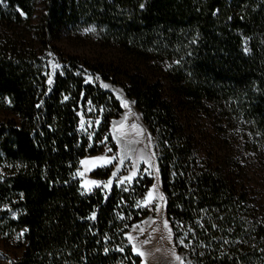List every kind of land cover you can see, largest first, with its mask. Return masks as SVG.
Returning a JSON list of instances; mask_svg holds the SVG:
<instances>
[{
  "label": "trees",
  "instance_id": "16d2710c",
  "mask_svg": "<svg viewBox=\"0 0 264 264\" xmlns=\"http://www.w3.org/2000/svg\"><path fill=\"white\" fill-rule=\"evenodd\" d=\"M36 5L0 0V23L26 24L33 36L0 35V109L9 113L0 121V236L22 232L24 248L10 264L142 262L126 233L148 214L140 203L152 177L108 194L84 192L78 177L123 112L87 71L122 77L156 136L166 217L185 264H264V219L231 156L205 147L200 124L206 117L264 140V0H42L32 24ZM88 26L120 62L68 56L49 83L42 45L52 50L53 38Z\"/></svg>",
  "mask_w": 264,
  "mask_h": 264
},
{
  "label": "rangeland",
  "instance_id": "374dc122",
  "mask_svg": "<svg viewBox=\"0 0 264 264\" xmlns=\"http://www.w3.org/2000/svg\"><path fill=\"white\" fill-rule=\"evenodd\" d=\"M36 1L37 12L30 20L32 24H36L38 21V12L42 0ZM85 29L94 30L86 32ZM30 31L31 30L26 24L20 25L14 22L0 23V35L5 39L11 38L28 42L33 38ZM37 46H40V44L37 43ZM51 46L53 49L49 51H47V49L45 50L43 45L40 47L44 50L41 56H43V60L46 62L48 76L51 77L52 82L55 73L61 70L63 66L62 60L68 56H76L79 60L103 65L104 62H115L118 64L121 59V56L114 47L111 45L107 46L104 43V38L95 26L84 27L78 32H63L61 35L51 40ZM57 64L59 68L55 67ZM85 76L88 81L98 84L103 89L112 92L120 101L123 112L111 120L110 134L112 136V142H106L104 148L100 152L87 155L82 159L86 162L85 164L80 163L78 177L80 178L83 191L90 193L95 188H100L103 192L108 194L115 184L118 186H128L141 174H147L152 177V185L157 184L158 188L152 190L153 199L147 205L144 204V201L147 199V193L149 189L152 188V185L143 197L140 205L143 208H147L148 214L130 227L127 234H130L133 239L131 241L128 239V241L144 251L145 255L141 257L143 264H185L184 256L178 252L173 241L170 224H168V227L164 225V221L167 220L166 198L160 180L156 136L144 121L143 115L136 104L132 103L134 100L127 96L122 83V80H124L122 77H119L120 81L116 83L89 71L86 72ZM104 84L109 85V87H103ZM125 101L128 102L126 105L124 104ZM8 117L9 113L4 109H0V121ZM93 119V116L83 119V127L86 124L89 126V128H85L86 131H90ZM89 121H91V123H88ZM133 124H135L136 127H132ZM200 124L208 133L207 139L205 140V147L212 146L219 154L231 156L237 165V171L235 173L237 174V180L247 187L252 204L255 205L260 216L264 219V140H259L250 134L248 135L240 127L234 128L223 125L225 130L219 129L220 125L215 124L212 119L206 117L201 119ZM121 125H123V127H121ZM121 132H123L124 135H121ZM113 136H116L117 139H113ZM149 136L151 139L150 143ZM136 141L140 143L137 144ZM109 148L112 149L111 152L107 151ZM129 148L142 151L145 155L154 153V155H151V162L154 167L145 165L143 161L138 160V175L131 181L117 183L118 176H127L129 174L131 164L128 161L119 169L115 166L117 163L115 160L112 164L108 165H103L101 161H96V166H91V157L119 156ZM128 154L129 156L132 155L130 152ZM145 167H148L149 171L145 172ZM108 168L110 173L107 177L94 175L96 170L104 169L105 171ZM113 171H116V176H112ZM80 172L83 173L82 176L79 174ZM109 177H111L110 182ZM90 180L108 183L109 186L104 187L103 183L98 185L88 184ZM159 193L163 194V200L159 198ZM156 205L159 206L158 209ZM141 229L144 231L141 232ZM144 240H148L149 243H143ZM23 250L22 232H16L12 236H0V264H10L13 260L22 255ZM176 256H179L181 259L177 260Z\"/></svg>",
  "mask_w": 264,
  "mask_h": 264
},
{
  "label": "snow or ice",
  "instance_id": "6c2138e0",
  "mask_svg": "<svg viewBox=\"0 0 264 264\" xmlns=\"http://www.w3.org/2000/svg\"><path fill=\"white\" fill-rule=\"evenodd\" d=\"M141 8L144 7L143 4L140 5ZM94 29H85V31H93ZM55 67L59 68V65H55ZM51 77H49V83H51ZM103 87L107 88L109 87V85L107 84H104ZM65 99H67V97H65ZM128 102H124V104L126 105ZM132 103H135L134 101H132ZM39 107V105H37ZM89 123H91V121H89ZM97 123H99V121L97 120ZM81 127H83V122L81 124ZM121 127H123V125H121ZM132 127H136L135 124L132 125ZM121 135H124L123 132H121ZM89 139H91V135H89ZM113 139H117L116 136H113ZM151 142V139H150V136H149V143ZM119 143V141H118ZM137 144H139L140 142L139 141H136ZM108 152H111L112 149H107ZM132 153L131 156H129L128 153ZM151 155H154V153H151V154H148V155H145L142 151H137V150H133L132 148H129L126 152H124L123 154L119 155V156H97V157H91L90 160L92 161V164L91 166L92 167H95L96 166V161H101L103 165H108V164H112L113 161H117L116 163V168L119 169L121 168L125 163L126 161H128L130 164H131V168L129 170V174L127 176H118L117 177V183H121V182H126V181H131L133 180L137 175V161L140 160V161H143V163L145 165H151L154 167V165H152V162H151ZM85 160H81L80 163L81 164H85ZM79 171V170H78ZM144 171L147 172L149 171V168L148 167H145L144 168ZM81 176L83 175L82 172L79 173ZM117 173L116 171H113L112 173V176H116ZM111 181V177H109V182ZM104 184V187H108L109 184L108 183H104V182H101V181H94V180H90L88 181V184H91V185H98V184ZM158 188V185L157 184H153L152 185V188L149 189L148 193H147V199H145L144 201V204L147 205L148 203L151 202V200L153 199V189H157ZM159 198L161 200L164 199L163 197V194L162 193H159ZM139 206V205H138ZM7 206H5L6 208ZM156 208L158 209L159 206L156 205ZM168 224L169 222L167 220L164 221V225L165 227H168ZM135 227V226H134ZM141 232H143L144 230L141 229L140 230ZM128 235V239L131 241L133 239V237L130 235V234H127ZM143 243L147 244L149 243L148 240H144ZM180 244H184V240L181 239L180 240ZM105 251L107 252L108 249H105ZM120 251H123V249L121 248ZM132 251L133 252H136L140 257H143L145 255L144 251L140 248H138L135 244L132 245ZM176 259L177 260H180L181 258L179 256H176ZM141 264H143V261L141 262Z\"/></svg>",
  "mask_w": 264,
  "mask_h": 264
}]
</instances>
